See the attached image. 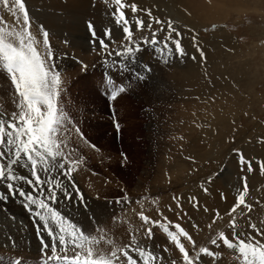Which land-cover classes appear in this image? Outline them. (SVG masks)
<instances>
[{
    "label": "rangeland",
    "instance_id": "rangeland-1",
    "mask_svg": "<svg viewBox=\"0 0 264 264\" xmlns=\"http://www.w3.org/2000/svg\"><path fill=\"white\" fill-rule=\"evenodd\" d=\"M163 1L168 0H125L141 10H124L132 41L139 45L127 61L115 55L132 45L112 16V0H25L37 50L46 55L43 26L54 71L60 73L57 105L66 119L57 138L70 160L81 161L71 183L60 177L71 199L57 190L53 207L99 241L88 245L94 258H108L116 248L131 246L150 249L163 258L158 264H183L182 254L160 226L177 231L179 224L192 237L180 240L195 264H246L238 247L226 246L219 233L233 240L234 216L238 238L264 244V235L249 227L256 224L264 233V0H213L214 15L212 6H201L207 0H177L180 16ZM137 17L144 21L143 29H137ZM0 18L5 22L0 26L8 30L19 31L23 25L2 4ZM169 21L174 32L165 48ZM89 24L97 36L112 41L107 49L96 47L99 39L89 38ZM154 33L159 43H145ZM177 38L182 54L172 43ZM111 87L124 91L111 99ZM17 103L10 76L0 67V114L9 118L18 112ZM240 154L252 162V171L241 163ZM15 174L28 177L29 170L16 166ZM243 178L251 210L241 206L229 214L243 190ZM15 184L32 191L24 180ZM0 187L8 191L6 183ZM23 201L18 194L0 200V264L17 259L46 264L51 255V249L42 254L40 237L48 235L38 233L42 222ZM141 212L156 223H145ZM201 248L214 255L201 253ZM129 254L141 264L136 253Z\"/></svg>",
    "mask_w": 264,
    "mask_h": 264
},
{
    "label": "snow or ice",
    "instance_id": "snow-or-ice-1",
    "mask_svg": "<svg viewBox=\"0 0 264 264\" xmlns=\"http://www.w3.org/2000/svg\"><path fill=\"white\" fill-rule=\"evenodd\" d=\"M104 2L107 4L108 0H104ZM0 4L16 18L18 23L23 21L19 31L8 30L6 27L0 26V67H3L9 74L18 96V112H13L9 118H5L6 114H0V182H7L6 187L10 195L16 196L18 194L24 198L27 210L33 214L34 219L42 222V229L40 225H37L38 233L42 230L51 239V255L46 257V264H123L119 261L118 253L126 258L127 264H137V259H134L129 252L136 253L141 264H158L163 259L162 257H158L150 249L131 246L123 249L116 248L108 258L103 255L94 258L93 248L88 247V245H95L99 241L95 237L89 238L78 226L66 220L61 212L53 207V204L58 202L57 190L64 193L65 200L71 199V194L63 187L60 177H64L71 183L72 172L81 162L70 160L61 149L63 141L57 138L60 126L66 119L63 112L58 110L57 105L61 84L60 73L54 71V55L51 52L48 32L43 30V26H41V31L46 55H42L37 50V41L29 30L31 22L25 0H0ZM112 5L115 6L112 16L117 25L122 26L125 38L132 45L126 47L125 52L132 53L139 48V45L132 41L131 23L124 10L130 9L133 14L141 10L135 3L128 4L125 0H112ZM146 11L150 21L154 19L152 11L150 9ZM155 22L162 24L160 20H155ZM134 23L138 30L145 27L144 21L138 17ZM4 24L5 22L0 18V25ZM148 26L150 27L151 23ZM89 29L95 36V30L91 24H89ZM168 32L169 35L164 41L165 48H167L171 34L174 32L171 21L168 22ZM105 34L110 36V30H106ZM9 38L17 39L18 44L12 43ZM144 42L153 45L159 43L155 38V33L152 40L146 39ZM172 43L177 52L182 54L183 49L180 47L179 38ZM100 46L104 49L108 47L103 40L100 41ZM201 55H203L202 52ZM123 91V87H113L110 98L115 99ZM116 127L119 128V125L117 124ZM77 131L79 130L77 129ZM240 155L241 163H246L248 171H252V162L245 161L243 155ZM66 164L68 167H65ZM16 166L29 170V176L18 177L15 174ZM260 167L264 170V162L260 163ZM17 180H24L32 191L25 192L18 188L15 184ZM243 180V190L229 214L235 213L236 209L241 206L251 210L252 206L246 202L248 195L247 179L243 178ZM77 196L81 200L83 199L78 190ZM7 198V195L0 194V200ZM116 202L120 203L121 201L117 200ZM124 202H128L126 196ZM33 206H35V210H33ZM139 215L145 223H156L150 221L143 212ZM218 216L219 213H217ZM50 222L56 229L55 232L53 227H49ZM160 226L167 232L170 240L182 254L183 264H195L194 259L180 240V237L183 236L192 241L189 233L179 224L174 226L177 231H170L167 224ZM230 226L233 228V240H229L223 232L219 233V239L228 247H238V253L242 255L246 264H264V244L251 242L252 237H249L248 241L238 238L235 235L236 219L234 216ZM249 227L255 230L258 235H264L256 224L250 223ZM146 235L151 238V228L147 229ZM134 240L135 237H133ZM212 243L216 244L217 241L214 239ZM57 244L60 245L59 253L57 252ZM41 247L42 254L46 255L50 246L48 243H44L42 237ZM77 248L80 249L79 252L76 251ZM69 250L74 254L69 255ZM200 252L214 255L208 248H201ZM82 253L84 254L82 255ZM13 264H21V261L17 259Z\"/></svg>",
    "mask_w": 264,
    "mask_h": 264
},
{
    "label": "bare ground",
    "instance_id": "bare-ground-1",
    "mask_svg": "<svg viewBox=\"0 0 264 264\" xmlns=\"http://www.w3.org/2000/svg\"><path fill=\"white\" fill-rule=\"evenodd\" d=\"M80 2V1H79ZM180 3V2H179ZM213 0H207V2H202V5L201 6H203V7H206V6H212L211 8H209V11L210 10H212V13H213V15H214V13H215V8L213 9ZM163 4H165V6H168L171 10H173V11H175V13L177 14V15H179L180 16V10H179V4H177V0H168V1H163ZM182 6V5H181ZM242 7L243 6H241V7H238V10H241L242 9ZM207 8V7H206ZM205 9V8H204ZM206 10V9H205ZM206 12V11H205ZM205 14V13H204ZM209 15V17L208 18H210V15H211V13L210 14H208ZM208 15H205V16H208ZM205 18V17H204ZM212 20L210 21V22H214L213 20H215V19H219V17L217 16V17H213V18H211ZM202 21H203V19H202ZM85 30V29H84ZM187 61V60H186ZM177 62V61H176ZM179 62V61H178ZM186 63H188V62H186ZM186 63H185V66H186ZM191 63V62H190ZM181 65V64H180ZM193 66V65H192ZM189 69V68H188ZM190 70V69H189ZM186 79V78H185ZM59 109V108H58ZM65 124V123H64ZM219 138V137H218ZM209 142V141H208ZM216 149V148H215ZM65 180V179H64ZM65 182V181H64ZM97 191V190H96ZM2 202V201H1ZM100 204V203H99ZM4 205V204H3ZM70 208V207H69ZM65 209V208H64ZM20 212V211H19ZM71 217V216H70ZM120 223V222H119ZM112 225V224H111ZM114 225V224H113ZM122 226V225H121ZM112 227V226H111ZM115 228V227H114ZM5 230V229H4ZM102 233V232H101ZM2 234V228L0 227V235ZM129 235V234H128ZM7 236V235H6ZM126 236V235H125ZM1 237V236H0ZM6 239V238H5ZM3 242V241H2ZM113 243V242H112ZM100 246V245H99ZM101 247H103V245H101ZM98 249H99V247H98ZM95 251V250H94ZM103 252H105V251H103ZM164 263H166V262H164Z\"/></svg>",
    "mask_w": 264,
    "mask_h": 264
}]
</instances>
